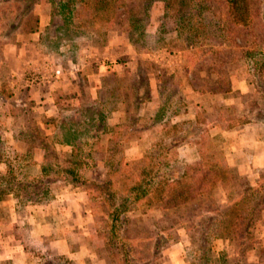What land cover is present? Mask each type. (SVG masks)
<instances>
[{
    "label": "rangeland",
    "instance_id": "rangeland-1",
    "mask_svg": "<svg viewBox=\"0 0 264 264\" xmlns=\"http://www.w3.org/2000/svg\"><path fill=\"white\" fill-rule=\"evenodd\" d=\"M135 3L127 12L111 0L80 10L81 35L72 48L50 45L44 32L51 7L44 1L25 28L0 37V139L11 149L12 169L8 178L0 163V264H41L42 256L68 264H196L192 253L201 244L186 222L156 259L126 262L106 229L108 205L94 207L92 196L110 191L120 202L119 236L128 246L137 234L150 239L158 220L171 223L159 193L151 192L164 158L182 171L217 166L251 186L264 175V72L250 84L241 64H221L210 39L178 34L177 3ZM137 15L150 34L133 43L128 30ZM78 104L93 124L81 132V157H73L54 134ZM178 137L182 143L171 146ZM215 197L222 202L219 190ZM254 233L264 246V211ZM219 252L232 255L235 246L216 239L210 261ZM256 254L247 253L246 264Z\"/></svg>",
    "mask_w": 264,
    "mask_h": 264
},
{
    "label": "trees",
    "instance_id": "trees-1",
    "mask_svg": "<svg viewBox=\"0 0 264 264\" xmlns=\"http://www.w3.org/2000/svg\"><path fill=\"white\" fill-rule=\"evenodd\" d=\"M41 1L48 3L51 7L50 23L44 33H47L50 45L57 49L62 45L72 48L75 39L81 35L78 22H75V17L81 16L80 10L86 9L89 5L101 4V0H8L6 5L0 6V37L20 27L25 28L33 19L32 8ZM111 1L117 2L118 8L124 12L130 11L129 6L131 3L136 5V1L139 2V6L146 7L158 2L164 5L177 3L180 11L173 29L178 34L185 32L186 37L191 36L190 39H197L202 35L210 39V43L213 44L211 45L213 54L222 59L221 64H241L246 70L245 73H248L252 79L248 78L250 84L253 82L257 84L258 78L264 72V0ZM142 21L143 18L141 19L138 15L130 20L128 33L133 43L142 42L149 37L148 26ZM157 33H160V29ZM229 91L227 88L223 92ZM72 111L71 116L60 118L61 123L56 128L54 138L56 143L69 146L71 155L76 157L81 132L86 126L92 125L93 120L88 118L89 113L85 112L82 104H78V107L73 108ZM261 121L263 122L264 119ZM183 133L187 135V132ZM204 133L205 130H201V134L204 135ZM190 134L193 133L190 132ZM180 138H174L170 145L174 147L176 143L181 144ZM184 141L189 140L185 137ZM10 154L11 149L0 139V163L5 165L8 178L12 173L9 166ZM160 154L166 156L165 151H160ZM78 156L81 157V154ZM172 162L164 158V162L156 164L159 174L155 177L157 178L153 186L155 188L151 190V192L159 193L161 210L168 219L172 217L171 223L168 225L165 221L158 220L152 237L140 239V235L137 234L139 238L137 237L136 245H133L131 241L127 246L124 244V239L119 236L125 220L121 211L122 205L115 196L111 195L110 191L106 193L102 191L101 194L99 192L97 196H92L90 201L95 204L94 207L108 205L106 229L110 233L109 237L112 238V246L118 254L121 252L123 260L129 263L138 261L145 263L150 256L156 259L159 256L158 248L168 244L171 231H174L175 226L184 227L187 224L189 226L187 231L192 229L195 233L194 244H201L199 248L194 245L192 259L196 264H246L247 253L254 252L255 249L257 254L253 263L250 264H264V246H261V240L255 237L254 233V228L261 220V213L264 211V175L256 185L251 186L244 177L230 173L225 175L217 166L184 168L182 171L174 169ZM33 188L35 187L30 186L27 189ZM217 190L222 196L221 203L215 197ZM27 199L25 203H38L30 198ZM135 199L136 196L133 200ZM126 208L127 206L125 210ZM220 238H226L232 242L235 252L232 255L219 252L216 258L210 261V243ZM152 241L155 244L153 249L143 245ZM134 254H136L135 257ZM115 255L113 254L112 257ZM62 259L64 258L61 256L54 258L42 256L41 264H59L60 261L57 262V260L62 261ZM63 261L64 264H68L67 260Z\"/></svg>",
    "mask_w": 264,
    "mask_h": 264
},
{
    "label": "crops",
    "instance_id": "crops-1",
    "mask_svg": "<svg viewBox=\"0 0 264 264\" xmlns=\"http://www.w3.org/2000/svg\"><path fill=\"white\" fill-rule=\"evenodd\" d=\"M261 168H264V160L261 162Z\"/></svg>",
    "mask_w": 264,
    "mask_h": 264
}]
</instances>
